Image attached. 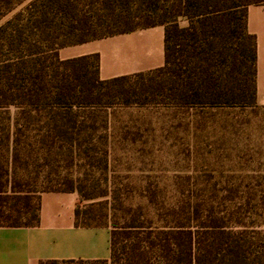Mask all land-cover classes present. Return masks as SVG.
Wrapping results in <instances>:
<instances>
[{"label":"trees","instance_id":"trees-1","mask_svg":"<svg viewBox=\"0 0 264 264\" xmlns=\"http://www.w3.org/2000/svg\"><path fill=\"white\" fill-rule=\"evenodd\" d=\"M23 1L0 0V111L15 110L3 117L9 127L0 133V158L11 163L33 151H96L95 110L118 100L148 94L183 107L257 105L256 38L247 31L246 8L264 0H29L9 15ZM154 25L164 26V64L155 69L101 79L98 53L58 56L63 46ZM3 186L0 179V196ZM45 191L91 198L72 179ZM40 193L36 208V190L5 197L15 203L0 202V225H37ZM86 212L77 205L74 223L107 227L109 258L39 264H264V203L236 207L229 217L205 215L195 225L179 213L156 227L146 217L139 224L91 223Z\"/></svg>","mask_w":264,"mask_h":264},{"label":"rangeland","instance_id":"rangeland-1","mask_svg":"<svg viewBox=\"0 0 264 264\" xmlns=\"http://www.w3.org/2000/svg\"><path fill=\"white\" fill-rule=\"evenodd\" d=\"M158 99L147 94L101 105L95 110L97 148L89 154L63 148L33 151L16 163L0 158V202L15 190H36V208L45 187H66L72 179L91 197L78 194L77 204L89 222L139 224L146 217L155 227L169 225L179 213L195 225L205 215L229 217L236 207L264 203V104L200 108ZM7 112L15 110L0 111L1 134L9 127Z\"/></svg>","mask_w":264,"mask_h":264},{"label":"crops","instance_id":"crops-1","mask_svg":"<svg viewBox=\"0 0 264 264\" xmlns=\"http://www.w3.org/2000/svg\"><path fill=\"white\" fill-rule=\"evenodd\" d=\"M246 28L256 38V102L264 104V2L246 8ZM99 54L101 79L148 71L164 64V26L119 33L59 48L61 59ZM76 191L40 193L39 222L34 226L0 225V264H39L47 259H108L107 227L74 223Z\"/></svg>","mask_w":264,"mask_h":264}]
</instances>
